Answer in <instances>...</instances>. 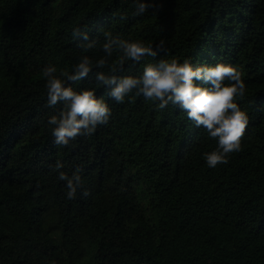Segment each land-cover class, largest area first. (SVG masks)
Segmentation results:
<instances>
[{
    "label": "trees",
    "instance_id": "trees-1",
    "mask_svg": "<svg viewBox=\"0 0 264 264\" xmlns=\"http://www.w3.org/2000/svg\"><path fill=\"white\" fill-rule=\"evenodd\" d=\"M154 2L136 16V0H0V264H264V0ZM74 27L99 43L105 31L165 40L166 53L118 75L165 58L236 67L242 150L207 167L216 141L183 111L135 92L117 104L93 74L71 86L104 99L108 123L55 144L42 69L59 75L81 55H103L84 53ZM57 162L69 176L79 170L75 199Z\"/></svg>",
    "mask_w": 264,
    "mask_h": 264
},
{
    "label": "clouds",
    "instance_id": "clouds-1",
    "mask_svg": "<svg viewBox=\"0 0 264 264\" xmlns=\"http://www.w3.org/2000/svg\"><path fill=\"white\" fill-rule=\"evenodd\" d=\"M159 7L154 0H136L134 15L141 16L150 9L155 12ZM72 37L82 41L78 46L84 53L99 46L103 55L95 60L87 54L81 55L71 72L60 71L59 75L55 66L42 69L47 106L56 110L47 120L55 144L68 146L77 137L92 135L98 125L108 123L112 114L108 103L97 98L90 88L77 90L71 86L93 74L97 85L108 89V98L117 104L124 103L125 98L135 92L158 110L171 105L183 111L196 127H202L216 141L215 149L203 153L207 167L226 165L230 154L242 150L248 116L236 100L244 97L246 86L236 67L219 62L214 66H193L189 59L180 62L176 58H165L146 63L138 75H118L126 64L131 67L145 57L156 58L161 52L166 53L165 40L153 46L105 31L103 42L99 43L80 27L73 28ZM94 68L97 71L93 72ZM62 168L57 162L53 170L58 172V179L65 182L67 199H75L83 183L79 170L69 176ZM82 195L87 196L88 192L85 190Z\"/></svg>",
    "mask_w": 264,
    "mask_h": 264
}]
</instances>
